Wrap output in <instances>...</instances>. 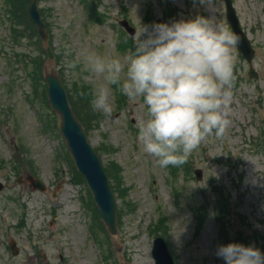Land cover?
I'll return each instance as SVG.
<instances>
[{"label": "rangeland", "instance_id": "rangeland-1", "mask_svg": "<svg viewBox=\"0 0 264 264\" xmlns=\"http://www.w3.org/2000/svg\"><path fill=\"white\" fill-rule=\"evenodd\" d=\"M232 1L255 49L252 63L258 78L248 77V65L235 45L225 133L206 138L183 165L161 168L137 138L141 121L148 118L142 99L128 98L113 85L112 110H94L92 101L103 82L85 67L80 53L94 51L124 62L131 48L120 50V41L133 44V39L118 25L122 18L136 32L140 22L151 26L196 15H212L229 29L223 0H215L212 10L198 0H99L96 10L83 0H38L67 96L75 84L85 89L79 90L84 99L75 103L89 119L88 138L104 167H119L115 173L120 182L114 183L121 196L109 180L116 200V239L75 175L58 133L59 117L38 85L42 75L30 77L35 64L29 57H42L35 37H23L22 28L20 38L13 37L9 28L14 21L0 0V264H119L115 241L120 260L154 264L150 251L156 235L166 239L175 264H223L216 248L229 242L264 252V0ZM194 168L201 170L199 181ZM28 175L40 179L45 190L31 188ZM161 218L162 227L157 226ZM10 239L17 248L14 254Z\"/></svg>", "mask_w": 264, "mask_h": 264}, {"label": "clouds", "instance_id": "clouds-1", "mask_svg": "<svg viewBox=\"0 0 264 264\" xmlns=\"http://www.w3.org/2000/svg\"><path fill=\"white\" fill-rule=\"evenodd\" d=\"M198 2L211 10L215 5V0ZM140 25L124 62L94 51L80 53L85 67L103 82L92 106L110 112L113 85L128 98L142 99L148 118L141 121L137 138L143 150L161 168L180 166L201 142L222 137L230 124L233 48L239 36L212 15ZM215 254L223 264H264V252L252 245L229 242Z\"/></svg>", "mask_w": 264, "mask_h": 264}, {"label": "water", "instance_id": "water-1", "mask_svg": "<svg viewBox=\"0 0 264 264\" xmlns=\"http://www.w3.org/2000/svg\"><path fill=\"white\" fill-rule=\"evenodd\" d=\"M226 16L232 27L234 34L239 36V48L243 55L250 60L253 50L250 47L249 41L242 32L234 9L232 8L231 0H225ZM28 14L30 19L37 27V33L46 47L47 32L45 24L41 18L37 0H30L28 5ZM130 34L134 33L127 21H120ZM48 65L43 68L44 80L47 84V97L53 110L60 118L59 133L65 141L66 147L74 161L75 167L85 178L87 185L93 195L96 204L99 207L101 217L111 234H116L115 221V203L112 197L111 189L108 186L106 175L100 165L99 159L91 144L87 141L86 133L81 124L76 119L66 97L65 89L61 79L53 67L54 61L49 60ZM197 177H201L200 170H196ZM33 188L44 189L43 184L28 176ZM0 183V190L2 189ZM13 243V242H12ZM14 244V243H13ZM119 251V248H116ZM17 249L13 247V252ZM152 256L154 264H174L171 254L168 251L165 240L157 236L153 240Z\"/></svg>", "mask_w": 264, "mask_h": 264}, {"label": "trees", "instance_id": "trees-1", "mask_svg": "<svg viewBox=\"0 0 264 264\" xmlns=\"http://www.w3.org/2000/svg\"><path fill=\"white\" fill-rule=\"evenodd\" d=\"M11 6V15L14 19L15 25L16 27L12 28L11 31L13 33L14 36L19 35V29L17 28L18 25H20L23 28L24 31V35L26 37L31 38L32 36H34L33 34L35 33V27L33 25V23L29 20L28 15H27V4H28V0H7ZM88 4L91 3V1H87L85 0ZM93 3H91L89 5L90 8H93L96 6V4L99 2V0H92ZM22 33V32H20ZM39 55H43V49L41 48L40 50V54ZM43 57H41V60H37L36 57H34L33 59L31 58V63L35 64V67H33L31 69L30 75L32 78L35 77V74H37V76H40V70H41V62H42ZM38 81V85L40 86V83L43 85L41 78L39 77L37 79ZM36 83V82H35ZM44 86V85H43ZM34 88H38V87H34ZM84 91V88L78 89V87L76 86V84L74 85L73 89H72V96H70L74 111L76 113V115H78V118L80 119V121L83 123V125L88 128L89 126V119L87 118V114L84 117L83 116V109L80 106H77L75 102H79L80 99H84V97L79 93L80 91ZM73 91L76 93H73ZM20 159V158H19ZM22 160V159H20ZM115 176V175H113ZM116 183H118V180L116 181ZM224 203V201H223ZM160 226H163L164 224V219L162 218L159 222Z\"/></svg>", "mask_w": 264, "mask_h": 264}]
</instances>
